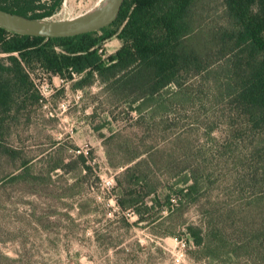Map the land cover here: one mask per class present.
<instances>
[{"label": "rangeland", "instance_id": "obj_1", "mask_svg": "<svg viewBox=\"0 0 264 264\" xmlns=\"http://www.w3.org/2000/svg\"><path fill=\"white\" fill-rule=\"evenodd\" d=\"M98 1L65 0L48 20L78 18ZM120 47L108 40L104 58ZM32 77L42 101L9 118L0 138V264H260V144L230 102L204 90L160 117L97 79L75 90L39 68ZM191 170L199 189L182 205L176 189ZM130 195L139 204L121 208ZM212 224L249 250L198 252L187 227Z\"/></svg>", "mask_w": 264, "mask_h": 264}, {"label": "trees", "instance_id": "obj_2", "mask_svg": "<svg viewBox=\"0 0 264 264\" xmlns=\"http://www.w3.org/2000/svg\"><path fill=\"white\" fill-rule=\"evenodd\" d=\"M64 2L0 0V10L48 20ZM112 38L121 47L104 58V45ZM38 68L74 82L75 90L97 79L138 102L136 112L150 110L154 116L167 117L174 108L200 100L204 90L215 101L230 102L260 144L253 152L258 155L259 168L252 181L263 189L259 197L264 199V0H125L110 26L67 38L22 35L0 28V138L6 134L9 118L42 101L32 77ZM194 80L200 83L196 92L191 85ZM141 164L128 169L126 175ZM139 180L146 181L144 176ZM180 182L183 186L177 187V198L180 204H188L198 192L199 181L191 170ZM155 193L152 189L144 198ZM135 198L130 195L118 204L128 210L139 204ZM155 204L151 208L143 205L149 210ZM167 204L172 207L171 196ZM138 216L141 220L142 214ZM187 231L198 252L208 258L215 252L236 257L239 251L249 250L248 245L236 248L214 224L189 225ZM259 239V262L264 264V230Z\"/></svg>", "mask_w": 264, "mask_h": 264}, {"label": "water", "instance_id": "obj_3", "mask_svg": "<svg viewBox=\"0 0 264 264\" xmlns=\"http://www.w3.org/2000/svg\"><path fill=\"white\" fill-rule=\"evenodd\" d=\"M124 1L114 0L109 13L102 20L91 24L36 20L0 10V28L22 35L45 38H67L89 34L113 24L118 18Z\"/></svg>", "mask_w": 264, "mask_h": 264}, {"label": "bare ground", "instance_id": "obj_4", "mask_svg": "<svg viewBox=\"0 0 264 264\" xmlns=\"http://www.w3.org/2000/svg\"><path fill=\"white\" fill-rule=\"evenodd\" d=\"M114 0H99L97 4L84 15L72 19L62 20L60 22H78L84 24H91L102 20L111 10ZM50 21V20H47Z\"/></svg>", "mask_w": 264, "mask_h": 264}]
</instances>
